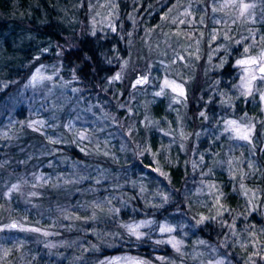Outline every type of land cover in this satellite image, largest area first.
<instances>
[{"label":"trees","instance_id":"1","mask_svg":"<svg viewBox=\"0 0 264 264\" xmlns=\"http://www.w3.org/2000/svg\"><path fill=\"white\" fill-rule=\"evenodd\" d=\"M96 1L99 3L100 0ZM189 1L195 10L194 24L184 28L183 25L170 23L171 16L183 10ZM189 1L114 0L118 13L114 26L109 27L105 21L97 18L94 0H0V126L10 112L16 121L14 135L0 137V181L18 179L24 172H31L32 169L25 170L30 165L28 159L41 150L46 132H53L50 127L34 130L28 125L35 123L33 118L40 110L54 123L58 121L54 126L56 130L63 128L60 126L64 124L63 120L71 121L76 116L84 115L89 119H99L101 123L106 119L108 124H103L105 130H117L119 126L116 121H111V117L120 120L125 116V121L133 125L137 135L143 134L141 142L147 134L141 151L147 149L151 152L170 178L169 186L163 190L159 185L156 187L153 179L146 180L144 169L153 164L148 154L142 156V163L136 158L132 164L127 158L129 152H118V155L111 151L105 155L91 149L81 152L75 143H66L64 136L62 142L50 139L47 144L51 151L67 158L66 164H60L54 169L57 171L52 172L68 174L67 169L77 162L84 164V177H88L83 182L77 181L71 185L76 194L68 198V204H58L62 202L61 197L50 191L31 196V201L36 204H50L46 205V210L62 212L59 220L63 222V227L55 233V237L63 241L58 249V255L63 257L58 264H97V258L102 261L104 257L114 254H131L148 264H168V257L174 253L173 248L169 242L158 237V230L163 223H182L183 217L198 218L201 207L195 202L196 207L190 206L189 209L184 186L190 181L194 186H199L202 182H210L211 178L221 188L219 204L225 218L212 217V214L206 216L205 222L192 234L187 233L186 229L188 242L192 243L191 236H197L205 245L215 247L221 244V249L234 259L233 262L264 264V151L259 153L256 173L246 181L247 190L254 193L252 197L245 196L240 183H234L226 173L217 170L213 177L209 175V170L220 167L217 160L221 150L217 138L205 127L219 131L224 121L222 109L228 99L226 95L230 91L237 92L231 77L236 74L235 52L238 48L229 55L221 70H215L210 77L205 76L196 88L187 83L185 95L174 106L164 96L168 88H165L163 78L156 79L151 75L154 82L147 86L146 82L137 84L141 78L135 71L129 78L132 84L129 86L124 84L122 78H113L124 60L134 56L138 49L142 50L140 56L145 55L148 48L158 46V39L162 37L165 43L158 46L159 53L169 64L175 55L173 49L178 47V51L182 52L176 55L177 61H174L178 68L174 78L181 82L192 80L194 70L205 57V52L198 56L191 54V36L201 39L218 26L212 19L214 15L210 0H196L198 5ZM93 16L96 30L88 25V34L80 35L77 46L60 54L58 46L65 37L76 35L82 22L88 24ZM236 28L230 29L233 38L239 36V29ZM204 44L206 49L208 44ZM35 75L40 83L36 88H31L39 89V94L30 90L27 84ZM103 95H108V98ZM153 96L156 97L154 102ZM234 102L235 116L247 114L257 117V102L244 98ZM116 106L122 108L114 111ZM178 106L186 111L179 112L184 117L177 122L175 108ZM145 111L148 114L144 116ZM143 116L146 117L144 120ZM206 116L209 121L204 124ZM216 116H221L220 120ZM195 120L202 125V135L196 149L189 152L181 148V131L183 129V132L190 133L194 130L189 126L183 128L182 121L194 123ZM94 129L92 127L90 131ZM168 139L174 141L170 151L165 147ZM70 171L74 176L78 174L76 169L70 168ZM101 178L107 179L96 182ZM89 186L92 192L81 193ZM1 189L0 217L3 216ZM27 193L30 194V191ZM114 195H118L117 200L110 199ZM93 199L98 202L91 204ZM81 200L88 203L84 205L89 207V212L78 213L77 206ZM70 212L79 214L74 226L64 220L65 214ZM140 220L148 222L143 235L139 239H129L124 225ZM226 225H232L237 230L243 237L241 242H245L243 239L247 234H253L247 240L250 244H237L238 235L232 238L233 231L227 233ZM179 230L177 233L183 232ZM44 244H35L38 252L42 253L32 264L54 263L56 256L51 254L54 250L51 251ZM76 258L79 263H76Z\"/></svg>","mask_w":264,"mask_h":264},{"label":"rangeland","instance_id":"2","mask_svg":"<svg viewBox=\"0 0 264 264\" xmlns=\"http://www.w3.org/2000/svg\"><path fill=\"white\" fill-rule=\"evenodd\" d=\"M94 1L96 4L93 7L98 10L97 18L105 21L107 26L113 27L115 24L114 19L117 17L118 13L114 0H100L99 3L96 0ZM192 1L197 4L196 0ZM210 2L212 6V14L214 15V18L212 19L214 24L218 27L212 29L207 36L204 35L201 39L191 36L192 42L191 45H189L192 50L191 54L198 56L205 52V57L198 62V66L194 70L192 80L188 79L181 82L174 78L178 69L176 68L174 61H177L176 55L181 51H178V47H176V50L173 49L175 55L172 58L173 60L170 61L171 64H169L166 58L159 53L158 46L160 47L161 43H165V41H163L164 38L162 37L158 39V46L153 45L157 51H155L153 47H150L145 55L140 56L141 54L139 53L142 52V50L138 49L134 56H131L122 62L117 70L118 72L113 75V78H122L125 81L124 84L128 86L132 85L129 78L131 79L134 71L138 74L139 79H144L146 86L150 85L151 82H154V80H151L153 77L156 79L163 78L164 83L165 81L170 82L169 85L165 84V88L168 89H166L164 96L170 101V104L174 106L177 103L179 104L183 96L179 94V91H173V86H182L185 95V89L188 84L196 88L198 84L202 83L205 76L210 77L211 73L215 72V70H221L225 62L228 60L227 58L229 55L236 48H238L235 52L236 61L255 58L257 60L256 64H236L237 68L235 69L236 74H234V76L237 75L238 77L232 76V80H230H234L233 87L237 92L233 93L230 91L226 95L228 99H226L222 109L224 121L220 124L219 131L214 132V128L210 126L205 127L206 131L209 130V132L213 133V136L217 138L218 147L219 150H221L217 160L220 167H216L217 169L214 170H209L210 177H213V175L217 173V170H220L226 173L230 178H233L234 183H240V187L245 196L248 195L249 197H252L254 196V193L247 190L246 181L252 178L254 173H256L259 153L264 151V80L260 79L264 73L259 71L261 66L260 57L261 55H264V0H210ZM245 4L251 5V7L245 9L243 7ZM99 11H101V13ZM194 11L195 10L189 1L183 10L171 16L170 23L175 26L183 25L184 28L189 27L194 24ZM95 21V16L91 17L88 24L87 22H82L76 30V35L65 37L64 42L60 43L58 46L59 53L63 54L75 48L80 35L88 34L89 27L87 26L91 25L92 28H95ZM233 27H237V30L239 29V36L237 38H233L230 35V29L232 30ZM94 30H96V28ZM203 41L208 44L206 49L204 48L205 44ZM179 43L180 42L177 44L179 45ZM245 49H247V51H245ZM156 64L158 65V68L154 69ZM245 69H248V71ZM167 72L169 73L168 79ZM151 75L154 76L152 77ZM253 75L256 76V79H251ZM34 77L37 76L35 75ZM33 78L27 83L30 90L36 88L40 83L38 78L35 80ZM37 90L39 89H33V92L39 94ZM102 97L108 98V95H103ZM241 98L257 102V117L247 114L241 115L240 117L235 116L237 112L235 110L234 100ZM155 99L156 97L153 96L152 101L154 102ZM191 99L193 101L195 100L193 96ZM119 108H122V106H116L113 110L118 111ZM37 110L38 108L35 110V113H37ZM105 110L108 112V109ZM175 111V120L178 122V120L184 117V115L179 112H185L186 109L182 110L181 107L178 106L175 108ZM40 112L43 111L40 110L38 114ZM38 114L33 118L35 123H29L28 125L34 130L35 128L37 130H46L50 127L53 132H46L47 136L41 145V150L37 152L36 156H33L32 159H28L30 165H28L25 170L32 169L31 172H24V175L18 179L12 178L0 181V187L2 188L1 203L3 204V216L0 217V264H32L33 260H36L42 253L38 252L35 244L40 245L45 243L46 245L44 244V246H47L51 251L54 250L51 252L52 255L56 256L53 264H58L63 257L58 255V249L63 245V241L58 240L55 237V233H57L56 230L63 227V222L61 223L59 220L61 219L62 212L56 210L52 213L51 211L46 210V205L49 206L50 204H36L31 201V196L35 193L42 195L45 194L46 191H50V193H57L58 196L61 197L62 202L58 204H68V198H70V196L73 198V195L76 194V192H73L71 185L77 181L83 182L84 179H87L88 177H84V164H79L77 162H73L70 166V168L76 169V172H78L76 176L70 171V168L67 169L66 172H68V174L65 175H61V173H53L52 171H57L54 169L59 167L60 164H66L67 158L64 155H57L56 151H51L49 144H47V142H50L51 140L62 142L64 141V136L66 138V143H75L81 152H88L90 149L105 155L108 151L113 152L114 155H118V152H129L127 158L130 159L132 164H134L136 158L137 161L142 163V156L148 154L153 160V164L152 166H146L144 169V176H147L146 180L153 179L156 181V187L159 185L162 190L169 186V175L160 167L157 158L147 149L141 151V148L143 147L142 142L147 141V134L144 135V140L141 142L143 134L137 135L133 125L125 121V116L124 118L121 117L120 120H116L115 116L111 117V121H114V123L116 121L119 126L117 130H105L103 124H108L106 119L104 123H101L99 119L98 121L93 118L89 119L86 115L83 117L76 116L71 119V121L65 119L62 121L64 124H60L63 128L56 130L54 129V126L58 121H55L54 123L53 119L46 116V114ZM146 114L148 113L145 111L144 116ZM103 115L107 116L108 114ZM144 116L142 117L143 120L146 118H144ZM221 116L216 117L220 120ZM208 119L209 118L206 116L204 124H207L209 121ZM229 121H235V123L229 124ZM15 122L14 114L10 112L1 123L0 137L13 136L14 132H16ZM182 122L183 128L188 126L190 128L193 127L194 131L186 133L183 132V129L181 128L182 138L180 137L181 141L179 142H182L183 147L181 146V148L192 152L196 149L200 136L202 135V125L197 123L196 120L193 121L194 123L187 121ZM92 127H95V129L91 132L90 130ZM93 133H96V135L94 136ZM244 136H247V139L242 138ZM221 137L224 138L222 139L224 142L221 140ZM101 140L103 141L102 143H100ZM173 145L174 141L168 139L165 147L170 151ZM211 159H213V157H211ZM105 179L107 178L98 179L96 182ZM213 180L214 179L211 178L210 182H202L203 184L199 186H194L192 181H190L184 186V193H186V196L188 197L187 205H189V209L190 206L196 207L197 204H195V202L201 207V211L198 212V218L194 217L193 219H190L189 217H183L182 223H163L158 230L159 238L167 242H176V247L173 246V243H170L174 253L172 257H168V264H218V262H222V264H239L237 261L233 262L234 259L223 252L220 247L221 244L215 247L209 246L208 244L205 245L204 242L201 243L203 240L199 239L197 236H191V240L193 241L192 243L188 242L189 236L185 232L186 229L187 233L189 232V234H192L195 228L205 222V219L207 218L206 216L212 214V217L225 218L224 211H222V207H220L221 204H219L222 191L218 184ZM28 191L32 194L30 195L27 193ZM82 192L83 194H88L92 192V188L89 186L82 189L81 193ZM113 198L117 200L118 195L110 197V199ZM97 202H94L93 199L91 204ZM103 203L105 202L103 201ZM79 204L80 205L77 206L78 213L89 212V207L84 205L88 203L82 202L81 200ZM202 217L205 219L201 222ZM77 218H79V214H73L70 212L65 214L64 220L68 224L74 226L75 222H78ZM147 224L148 222L146 220L130 221L126 223L123 228L125 229V233H127L126 236L133 240V238L137 239V235L129 231V226L135 227L139 225L137 232L141 234V237ZM162 228H171L172 231L162 232ZM178 229L183 232L177 233ZM230 230L233 231L231 234L232 238H235L236 234L238 235L237 244H250L247 240L249 237L254 236L253 234L249 236L247 234L243 239L245 242H241L243 237H240L237 230L234 229L232 225H226L225 231L227 232ZM177 247L179 248V251H177ZM42 248L43 250H46L45 247ZM77 261L78 259L76 258V263ZM100 261V258H97L95 262L97 264H102V262L107 264L109 261H111L112 264H148L131 254H114L112 256L104 257L102 261ZM79 262L80 261H78V263ZM153 264H155V262H153ZM253 264L259 263L254 262Z\"/></svg>","mask_w":264,"mask_h":264},{"label":"snow or ice","instance_id":"3","mask_svg":"<svg viewBox=\"0 0 264 264\" xmlns=\"http://www.w3.org/2000/svg\"><path fill=\"white\" fill-rule=\"evenodd\" d=\"M243 7H244L245 9H247V8L251 7V5H247V4H245V5H243ZM245 51H247V49H245ZM260 61H261V66H260V68H259V71H260L261 73H264V55H261V57H260ZM256 63H257V60H256L255 58H249V59H243V60H238V61H237V64H239V65H249V64H256ZM245 70L248 71V69H245ZM39 71H40V70L37 69V73H39ZM37 78H38V77H34L33 79L35 80V79H37ZM118 78H119V77H115L114 79H118ZM49 79H50V77H49ZM251 79H256V76L253 75V76L251 77ZM260 79H261V80H264V75H262V76L260 77ZM141 83H144V79H143V78L137 81V84H141ZM165 84H166V85H169L170 82L165 81ZM173 91H179V94H180L181 96L184 95V90H183L182 86H180V85H175V86H173ZM160 94H161V93H157V95H160ZM202 115H203V114H202ZM234 123H235V121H229V124H234ZM242 138L247 139V136H244V137H242ZM204 219H205V218L202 217V218H201V222H202ZM13 227H14V226H13ZM138 228H139V225H137V226H135V227L129 226V231L132 232L133 234L137 235V239H139V238H140V235H141V234H139V233L137 232V229H138ZM161 231H162V232H171L172 229H171V228H162ZM158 243H160V242H158ZM169 243H173V246L176 247V242H174V241H169ZM201 243H203V241H201ZM177 251H179V248H178V247H177ZM161 259H162V258H161ZM102 264H104V262H102ZM107 264H112V262L109 261V262H107ZM218 264H222V262H218Z\"/></svg>","mask_w":264,"mask_h":264}]
</instances>
